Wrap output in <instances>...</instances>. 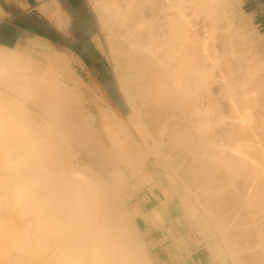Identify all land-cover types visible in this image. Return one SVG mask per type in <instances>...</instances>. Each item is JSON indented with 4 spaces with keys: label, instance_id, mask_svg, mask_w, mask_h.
Instances as JSON below:
<instances>
[{
    "label": "bare ground",
    "instance_id": "bare-ground-1",
    "mask_svg": "<svg viewBox=\"0 0 264 264\" xmlns=\"http://www.w3.org/2000/svg\"><path fill=\"white\" fill-rule=\"evenodd\" d=\"M94 5L126 120L0 47V264H264V38L234 0Z\"/></svg>",
    "mask_w": 264,
    "mask_h": 264
},
{
    "label": "crops",
    "instance_id": "crops-1",
    "mask_svg": "<svg viewBox=\"0 0 264 264\" xmlns=\"http://www.w3.org/2000/svg\"><path fill=\"white\" fill-rule=\"evenodd\" d=\"M241 6L264 38V0H241ZM0 47L44 65L58 64L60 79L82 96L85 107L97 112L108 106L125 116L89 0H0ZM163 260L170 263L167 256Z\"/></svg>",
    "mask_w": 264,
    "mask_h": 264
},
{
    "label": "rangeland",
    "instance_id": "rangeland-1",
    "mask_svg": "<svg viewBox=\"0 0 264 264\" xmlns=\"http://www.w3.org/2000/svg\"><path fill=\"white\" fill-rule=\"evenodd\" d=\"M89 1L92 4V7H93V9H94V11H95V13H96V15L98 17L99 23H100L104 55H105V57L107 59L108 65H109V67L111 69V72L113 74L114 81L116 82V85L118 86V89L120 91V94H121V97H122V101L125 104L124 111H125L126 114L123 117V119L126 120V116L130 112L131 109H130V107L128 105V102L126 100L125 93H123V90L121 89V87L118 84V80H117V73L118 72H117L116 65H115V62L113 60V57L111 56V54L109 52L108 45H107L106 28L101 23L100 13H99V11L96 9V7L94 5L95 0H89ZM233 9H234V12L237 13V15L241 16L244 19V21L247 22L249 28L251 29V34L252 35L254 34L253 36L256 35L254 37V39L258 40V38H259V37L257 38L258 35H261L262 37L260 36V38H263V33L261 32L260 29H258L255 21L252 19V15L248 11H246V10H244L242 8L241 0H234ZM255 42L257 43V41H255ZM255 45H256L257 52L259 50L258 53H260L261 57L264 59V42H260L259 43V40H258V43L255 44ZM1 51L4 52V50H1ZM15 54H16V58L18 57L17 58L18 61H17V65L16 66H20V69L18 71H14V70L10 71L11 74H10L9 82L12 84V89H15L16 87L33 88L34 84H36L37 81H38V79L35 77V74H39V73L42 72V70L46 69V64L47 63L44 65L42 62H36V61H34V60L30 59V58H25L23 56H20L17 53H15ZM57 76H58V80L61 83H63L64 86L72 89L71 87L67 86L63 80L60 79L61 76H62L61 71H60L59 75H57ZM10 89L9 90L7 89L8 94H10L11 96L15 97L16 95L13 92H11ZM0 91H2V88H0ZM3 91H5V90H3ZM77 95L81 98L82 106L85 109L86 107L84 106V100H83L82 96H80V94H77ZM52 96L55 97V95H52ZM107 109H109L108 106L105 107V110H107ZM130 129H131V127H130ZM131 131H132V133L135 136L137 135L134 132L133 129ZM136 138H138V135H137ZM97 142L102 147H106V148L110 147V145L108 143L109 141L107 140V138H106V136L104 134L102 135V138H101L100 142L99 141H97Z\"/></svg>",
    "mask_w": 264,
    "mask_h": 264
}]
</instances>
